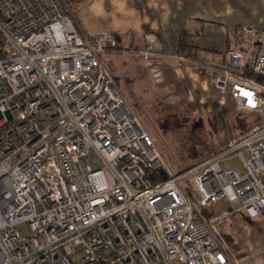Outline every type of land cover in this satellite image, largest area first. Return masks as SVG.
Masks as SVG:
<instances>
[{"label": "built area", "instance_id": "2783aa9c", "mask_svg": "<svg viewBox=\"0 0 264 264\" xmlns=\"http://www.w3.org/2000/svg\"><path fill=\"white\" fill-rule=\"evenodd\" d=\"M81 1L0 0V264H245L217 226L240 211L264 220V31L239 27L246 61L200 64L261 123L173 173L100 58L133 52L158 81L159 54L88 33ZM228 155L242 175L220 166ZM224 199L237 209L201 215Z\"/></svg>", "mask_w": 264, "mask_h": 264}, {"label": "crops", "instance_id": "0c3cea01", "mask_svg": "<svg viewBox=\"0 0 264 264\" xmlns=\"http://www.w3.org/2000/svg\"><path fill=\"white\" fill-rule=\"evenodd\" d=\"M77 17L90 34H114L122 49L149 47L159 54L153 60L166 109L228 110L229 93L216 89L213 74L200 64L220 61L229 51L242 52L246 61L253 40L242 36L239 27L264 31V0H82ZM115 53L116 60H142L133 52Z\"/></svg>", "mask_w": 264, "mask_h": 264}, {"label": "rangeland", "instance_id": "374dc122", "mask_svg": "<svg viewBox=\"0 0 264 264\" xmlns=\"http://www.w3.org/2000/svg\"><path fill=\"white\" fill-rule=\"evenodd\" d=\"M116 55L115 52H105L100 58L155 142L164 165L173 173L191 166L245 132V129L235 130L233 134L229 131L232 114H235L238 122L248 121L247 126L255 123L253 117L234 111L233 105L228 110L210 107L196 109L194 105L183 111L168 110L163 106L157 91L160 76L156 81L142 60H116ZM222 120L227 135L218 128ZM220 166L240 175L244 173L241 160L233 155H228ZM237 207L224 199L215 206L201 210V215L207 220L234 212ZM217 230L238 259L245 264H264V252H261L264 248V220L261 216L250 219L243 212L234 213L226 216Z\"/></svg>", "mask_w": 264, "mask_h": 264}, {"label": "trees", "instance_id": "16d2710c", "mask_svg": "<svg viewBox=\"0 0 264 264\" xmlns=\"http://www.w3.org/2000/svg\"><path fill=\"white\" fill-rule=\"evenodd\" d=\"M116 40H117V46H118V48H120V46H119V44H118V38H117V37H116ZM120 49H121V48H120ZM134 49H135V50H138V48H134ZM252 119H253V121H254L255 123H254L253 125H251V126H247V123H249L248 121H245V122L243 121V122H242L241 120H239V122H238V121H236V116H235V114H234V115L232 114L231 119L229 118V120H230V121H229V123H230V130H229V127H228V130L233 134V131H235V130H238V129H245V132L242 133V134H244V133H246L247 131H249V130H251L252 128H254L255 126L259 125V124L261 123V121H262V120H260V119H258V118H252ZM223 121H224V120L220 121V123H219V121L217 122V123H219V126H220V127H218V128H219L220 132L223 131V134L226 133L225 135H227L228 131H227V129L224 128V126H223ZM216 128H217V126L214 127V129H216ZM216 130H217V129H216ZM242 134H241V135H242ZM234 138H236V137H233L232 139H234ZM232 139H230V140H232ZM230 140H229V141H230ZM229 141L227 142V144H226L225 146L220 147L219 149H217V150H215L214 152L210 153L208 156H206V157L200 159L199 161L195 162V163L192 164L191 166H187V167L183 168V169H182L181 171H179L178 173L184 172V171L188 170L189 168L193 167L194 165L200 163V162L203 161L204 159H206V158H208V157H210V156H213L214 154H216V153L222 151L223 149H225V148L227 147ZM207 220H208V219H207Z\"/></svg>", "mask_w": 264, "mask_h": 264}]
</instances>
